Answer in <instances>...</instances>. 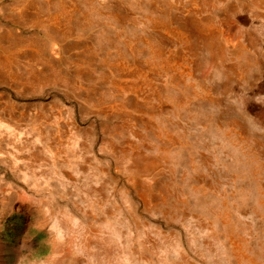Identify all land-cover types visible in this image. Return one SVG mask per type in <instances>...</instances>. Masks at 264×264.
I'll return each mask as SVG.
<instances>
[{
    "label": "rangeland",
    "instance_id": "rangeland-1",
    "mask_svg": "<svg viewBox=\"0 0 264 264\" xmlns=\"http://www.w3.org/2000/svg\"><path fill=\"white\" fill-rule=\"evenodd\" d=\"M0 264H264V0H0Z\"/></svg>",
    "mask_w": 264,
    "mask_h": 264
}]
</instances>
